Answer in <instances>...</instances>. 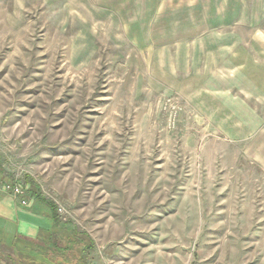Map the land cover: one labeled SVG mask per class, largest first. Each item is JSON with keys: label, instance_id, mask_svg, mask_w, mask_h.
Masks as SVG:
<instances>
[{"label": "rangeland", "instance_id": "obj_1", "mask_svg": "<svg viewBox=\"0 0 264 264\" xmlns=\"http://www.w3.org/2000/svg\"><path fill=\"white\" fill-rule=\"evenodd\" d=\"M0 169L46 264H264V0H0Z\"/></svg>", "mask_w": 264, "mask_h": 264}, {"label": "crops", "instance_id": "obj_2", "mask_svg": "<svg viewBox=\"0 0 264 264\" xmlns=\"http://www.w3.org/2000/svg\"><path fill=\"white\" fill-rule=\"evenodd\" d=\"M10 180L0 169V248L7 254L23 257L27 264H46V249L53 247L55 239H63L58 214L28 183V203L20 205L4 188V183Z\"/></svg>", "mask_w": 264, "mask_h": 264}, {"label": "built area", "instance_id": "obj_3", "mask_svg": "<svg viewBox=\"0 0 264 264\" xmlns=\"http://www.w3.org/2000/svg\"><path fill=\"white\" fill-rule=\"evenodd\" d=\"M4 188L15 197L20 205H27L28 203V189L27 185L17 180H10L4 183Z\"/></svg>", "mask_w": 264, "mask_h": 264}, {"label": "trees", "instance_id": "obj_4", "mask_svg": "<svg viewBox=\"0 0 264 264\" xmlns=\"http://www.w3.org/2000/svg\"><path fill=\"white\" fill-rule=\"evenodd\" d=\"M51 203V202H50ZM51 206H52V208H53V210H54V212H56V208H55V206L51 203ZM30 264H36L35 262H32V263H30Z\"/></svg>", "mask_w": 264, "mask_h": 264}]
</instances>
